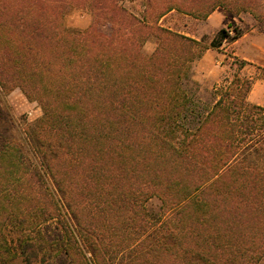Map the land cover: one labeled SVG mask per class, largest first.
<instances>
[{
	"label": "trees",
	"instance_id": "1",
	"mask_svg": "<svg viewBox=\"0 0 264 264\" xmlns=\"http://www.w3.org/2000/svg\"><path fill=\"white\" fill-rule=\"evenodd\" d=\"M72 8L93 16L86 30L68 25ZM217 8L264 32V0H145L140 16L119 0H0V89L43 111L21 146L0 103V264H261L254 82L235 75L206 113L188 88L196 61L250 29L207 44L161 23Z\"/></svg>",
	"mask_w": 264,
	"mask_h": 264
},
{
	"label": "rangeland",
	"instance_id": "2",
	"mask_svg": "<svg viewBox=\"0 0 264 264\" xmlns=\"http://www.w3.org/2000/svg\"><path fill=\"white\" fill-rule=\"evenodd\" d=\"M126 8L133 10L137 15H141L144 9L145 0H119ZM213 19L197 20L190 16H184L176 12L167 15L161 23L175 31L185 34L197 40L205 39L209 44L212 39L222 28L228 25L237 26L238 28H247L261 32L260 24L249 13H241L239 16H233L223 8H217L212 14ZM229 21H228V20ZM93 22V16L85 9L72 8L67 16V23L71 28L79 31L86 30ZM227 22V23H226ZM102 31L109 35L111 29L108 25L103 26ZM233 33V31H232ZM232 43H224L219 50L211 49L210 52L204 54L203 57L193 64L191 71V82L188 85L190 95L202 113L209 111L218 100L217 90H220L226 83L231 82L234 76L239 74L242 77L252 78L253 82L264 84V68L253 67L246 64L243 68L240 58L234 55V51L230 48ZM157 41L149 39L144 45V51L151 54L155 51ZM220 53L224 54L220 65ZM221 69V74H220ZM221 76V78H220ZM6 104L9 110V117L13 121L11 130L8 131L16 141L23 146L25 138H28L27 131L42 117L43 111L40 105L35 101H30L20 89H13L4 92L0 89V103ZM0 120V130L3 128ZM24 149L27 150L26 145ZM28 156V157H27ZM27 160L33 162V157L29 153ZM259 165L264 166V157L253 159ZM162 203L158 198H153L148 202V209L152 214H159ZM261 264H264V259Z\"/></svg>",
	"mask_w": 264,
	"mask_h": 264
},
{
	"label": "crops",
	"instance_id": "3",
	"mask_svg": "<svg viewBox=\"0 0 264 264\" xmlns=\"http://www.w3.org/2000/svg\"><path fill=\"white\" fill-rule=\"evenodd\" d=\"M211 19H213L212 15L208 18V21ZM230 48L234 51L236 57L246 61L248 65L264 68V33L257 32L255 29L248 31L237 41L232 43ZM210 50L211 49H209L208 52H210ZM223 56L224 54L220 53V65ZM205 57L206 56L203 57L202 63L205 60ZM248 101L254 105L264 107V84L259 82L253 84L252 90L248 95Z\"/></svg>",
	"mask_w": 264,
	"mask_h": 264
}]
</instances>
